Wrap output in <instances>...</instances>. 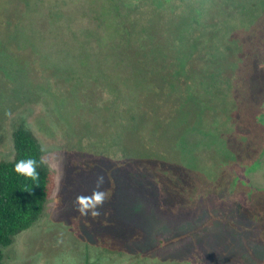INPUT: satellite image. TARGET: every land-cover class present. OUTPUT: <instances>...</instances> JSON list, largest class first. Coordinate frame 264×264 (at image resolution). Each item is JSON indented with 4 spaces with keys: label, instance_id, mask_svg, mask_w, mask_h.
<instances>
[{
    "label": "rangeland",
    "instance_id": "1",
    "mask_svg": "<svg viewBox=\"0 0 264 264\" xmlns=\"http://www.w3.org/2000/svg\"><path fill=\"white\" fill-rule=\"evenodd\" d=\"M21 123L57 185L5 264H264V0H0Z\"/></svg>",
    "mask_w": 264,
    "mask_h": 264
},
{
    "label": "trees",
    "instance_id": "2",
    "mask_svg": "<svg viewBox=\"0 0 264 264\" xmlns=\"http://www.w3.org/2000/svg\"><path fill=\"white\" fill-rule=\"evenodd\" d=\"M13 138L14 158L0 160V264H5L2 248L11 245L17 234L39 221L57 185L56 174L44 161L43 146L35 133L21 123L14 130ZM26 158L37 161L35 180L14 171L15 163Z\"/></svg>",
    "mask_w": 264,
    "mask_h": 264
},
{
    "label": "clouds",
    "instance_id": "3",
    "mask_svg": "<svg viewBox=\"0 0 264 264\" xmlns=\"http://www.w3.org/2000/svg\"><path fill=\"white\" fill-rule=\"evenodd\" d=\"M43 163V161H41ZM37 161L33 158H26L18 160L14 165V171L22 176L37 179ZM103 176L97 177V190H93L91 196H78L76 203L78 205L77 211L82 216L91 215L93 217L99 215L98 208L103 204L105 199V192L98 190L99 186L103 184Z\"/></svg>",
    "mask_w": 264,
    "mask_h": 264
}]
</instances>
